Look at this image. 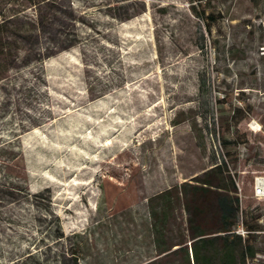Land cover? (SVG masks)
<instances>
[{
	"label": "rangeland",
	"instance_id": "obj_1",
	"mask_svg": "<svg viewBox=\"0 0 264 264\" xmlns=\"http://www.w3.org/2000/svg\"><path fill=\"white\" fill-rule=\"evenodd\" d=\"M50 17L0 80V264H195L184 183L216 164L264 264V0H61Z\"/></svg>",
	"mask_w": 264,
	"mask_h": 264
},
{
	"label": "trees",
	"instance_id": "obj_2",
	"mask_svg": "<svg viewBox=\"0 0 264 264\" xmlns=\"http://www.w3.org/2000/svg\"><path fill=\"white\" fill-rule=\"evenodd\" d=\"M26 2L34 8V18L24 15L28 7ZM4 3L8 5H0V80L6 78L13 68L19 52L24 49L23 43L28 42L31 47V43L53 23L50 15L59 8L61 0ZM207 174L210 176L207 180L198 178L195 179L197 183H184V186H190L185 192V200L194 263L199 264L201 259L211 261L215 257L220 264H249V260L256 257L254 247L247 237L233 229L239 205V197L235 194L237 187L230 175H224L221 164H216ZM225 179L228 183L224 182ZM207 216L212 218L211 222ZM179 248L185 250L190 260L188 245ZM169 250L162 249V253L167 254Z\"/></svg>",
	"mask_w": 264,
	"mask_h": 264
},
{
	"label": "built area",
	"instance_id": "obj_3",
	"mask_svg": "<svg viewBox=\"0 0 264 264\" xmlns=\"http://www.w3.org/2000/svg\"><path fill=\"white\" fill-rule=\"evenodd\" d=\"M253 190H254V195L256 197H264V173L257 175L255 177L254 183H253ZM242 232V234L245 233V231L242 230H236V232Z\"/></svg>",
	"mask_w": 264,
	"mask_h": 264
}]
</instances>
